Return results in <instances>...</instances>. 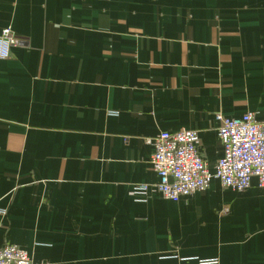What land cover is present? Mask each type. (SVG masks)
Masks as SVG:
<instances>
[{"label":"crops","instance_id":"crops-1","mask_svg":"<svg viewBox=\"0 0 264 264\" xmlns=\"http://www.w3.org/2000/svg\"><path fill=\"white\" fill-rule=\"evenodd\" d=\"M0 248L48 264H264V189L162 196L153 138L264 121V0H0ZM141 185L147 189L142 190Z\"/></svg>","mask_w":264,"mask_h":264},{"label":"built area","instance_id":"built-area-1","mask_svg":"<svg viewBox=\"0 0 264 264\" xmlns=\"http://www.w3.org/2000/svg\"><path fill=\"white\" fill-rule=\"evenodd\" d=\"M18 40L9 29L0 34V59L11 56ZM219 121L218 135L223 155L211 171L199 152V133L180 129L163 131L152 140L154 152L151 158L153 170L159 176L157 188L167 199L178 201L196 191L206 190L213 179L222 186L244 191L253 177L264 189V121L256 119L253 112L242 117L230 118L216 114ZM146 190V185H141ZM0 213H5L0 210ZM0 264H48L36 262L17 244L0 248Z\"/></svg>","mask_w":264,"mask_h":264}]
</instances>
